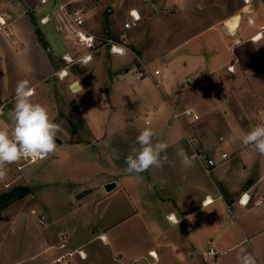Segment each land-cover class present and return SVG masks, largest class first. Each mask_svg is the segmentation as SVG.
I'll return each instance as SVG.
<instances>
[{
  "label": "rangeland",
  "instance_id": "1",
  "mask_svg": "<svg viewBox=\"0 0 264 264\" xmlns=\"http://www.w3.org/2000/svg\"><path fill=\"white\" fill-rule=\"evenodd\" d=\"M83 5L87 30L103 40L113 38L122 31L124 23L129 20L131 9L141 11L143 21L130 34L129 47L136 58L139 50L147 51L150 59L162 55L151 62L149 68L152 74L155 68L163 72L158 87L149 77L144 80L149 82V89L155 88L173 106L176 105V112L192 109L198 111L202 124L209 123L212 130H194L201 137L207 153L221 150V138L240 141L238 136L243 130L239 127H230L228 130L223 112L229 111L232 105H238L243 110V103L256 112L263 109L264 65H257L258 57L250 52L248 54L249 44L232 52H223L217 45L218 52L215 56L211 55V50H203L201 55L193 56L184 48L169 61H166L164 53L181 41L178 34L181 28L186 31L181 36L187 37L217 21L234 16L242 19V12L244 24H250V19H254L255 23V18L258 17V24L264 27V0H250L249 4L244 0H84ZM52 6V3L45 5L38 13H51ZM260 31L263 32L262 29ZM216 34L213 30L196 39L192 46L202 44L208 37H216ZM50 37L58 40L62 48H65L63 51H67L59 33L55 31ZM107 53L115 56L110 47L100 45L94 52L93 59L96 56L100 58L103 54L108 55ZM123 60L130 58L123 57ZM201 60L213 61V67L216 68V73L210 79L215 82L212 94L205 92L202 85L193 82L195 74L206 75L208 72L205 66L200 68L198 61ZM235 60L239 64L237 72L230 74L227 64ZM92 62L87 66L80 65V68H87L79 76L85 82L96 79ZM166 67H169V71ZM69 75H73L71 71ZM176 78L182 82L181 86L177 85ZM124 79L127 90L133 92L134 69ZM165 80L176 86L169 94L163 84ZM137 93L140 94L139 91ZM221 97L232 105L220 103ZM221 107L225 109L222 110ZM144 109L150 110L143 116H137L136 134L132 136L134 140L131 143L133 146L138 147L135 140L140 130L151 127L156 133L154 141H162L172 147H175V142L189 152L180 128L166 130V123L162 126L157 124V117L151 111V106L147 104ZM134 115L135 112L132 113ZM146 120L152 124L146 125ZM181 120L185 124L186 133H189L191 128L188 123L191 119L184 116ZM227 122L228 125L231 124L229 119ZM70 127L77 128L73 122ZM72 132H76L78 137L75 139H79V130ZM77 145L67 144L61 148L57 146L56 152L44 162L25 166L8 188L5 183L9 181V177L4 182L0 180V194L17 189L25 194L23 199L3 212L0 211V264L51 263L57 255V250L51 247L56 244L57 233L62 230L71 232L72 245H84L90 256L86 264H236L235 257L241 247L253 253L258 264H261L253 247L254 240H251L252 244L240 241L245 239L241 229L243 220L259 214L262 209L243 215L229 201L228 205L219 201L208 208L195 210L186 221L173 225L166 219L168 212L164 209L166 203H163L166 194L153 169L137 175L127 173L125 166L120 167L124 171L118 174L105 161L111 163V154L101 157L97 149L81 151ZM171 146L161 155L173 152L175 148L170 150ZM9 170L15 173L12 165L7 167V174ZM114 176L118 177L119 186L116 185L112 191L107 192L104 182ZM27 178L30 179L29 183L24 180ZM210 179L216 182L214 174ZM43 213L49 218L46 225L41 223ZM102 232L106 233L109 244L99 238L103 235ZM220 237L224 238L223 242H220ZM209 248L218 251L217 258L204 256L203 253L208 252ZM150 250H155L157 262L149 253Z\"/></svg>",
  "mask_w": 264,
  "mask_h": 264
},
{
  "label": "crops",
  "instance_id": "2",
  "mask_svg": "<svg viewBox=\"0 0 264 264\" xmlns=\"http://www.w3.org/2000/svg\"><path fill=\"white\" fill-rule=\"evenodd\" d=\"M43 6L45 5L41 4V0H0V16L11 22L14 39L17 42L14 44L12 39L0 33V126L10 129L11 122L8 113L15 104L17 82L28 79L34 90L33 102L44 105L53 121L61 126V131L57 134V146L60 148L67 144L77 145L78 143V150L97 149L101 153V157L102 155L111 154L113 157L111 163L105 161L115 168L118 174H121L124 170L122 171L120 167L127 166L125 158L131 147H133L131 143L134 140L132 136L136 134L137 116L139 114L143 116V114L149 112L150 109L148 111L144 109V106L148 104L151 106V111L155 112L159 126L166 123L165 129L168 131L174 127L182 130L183 141L189 149L188 155L190 156L191 149L186 136L197 135L194 130H212L209 123L204 122L202 124L203 122H200V119L198 121L191 119L188 123L191 130L186 133L185 124L181 120V117L184 116H180L178 119L174 118L175 115L182 112H176L177 106H173L171 101H167L160 91H156L155 88L149 89L150 84L145 82V78L141 81L134 79L133 92L128 91L127 85H125L124 76L129 74L132 69H134L136 75L144 65L151 72L149 65L162 55L150 59L148 58L149 53L145 50H139L137 58L134 53H127L123 56H114L107 53L108 55L105 54L104 56L103 54L100 58L96 56L92 60L96 74V79L93 81L85 82L76 75H69L65 79H60L57 73L65 66L62 56L70 52L71 48L58 31L54 18L47 24L40 22L42 18L51 14L41 15V13H38V10ZM241 14L242 19H240L239 25L235 29H231L227 25V21L231 17L214 22L202 31H196L187 37L181 36V34L186 33L185 29L181 28L178 32L181 41L173 45L169 49L170 51L164 53L167 58L166 61H169L173 55L178 54L184 48L193 56L201 55L200 52H203V50H211L209 52H212L211 55L215 56L218 52L217 45L220 46V50L223 52H232L233 50L243 49L244 46L249 44L250 51H248V54L250 52V54L258 57L257 65L258 63L264 65V36L258 42L251 40V37L261 32V26L263 25L258 24V17L255 18L253 25L247 22L244 24L243 12ZM213 30L217 33L216 37L210 36L212 38L208 37L202 44L192 46L196 39L213 32ZM55 31L60 34L61 40L64 41L67 47L66 52L63 51L65 48H62L58 40L50 37ZM261 33L264 35V31ZM117 56L122 57V59H118ZM123 57H129L130 60L125 61ZM237 62L238 60H235L233 63L227 64V69L231 66L234 68V71L228 70L230 74L237 72L239 65ZM198 64L200 68L205 66L208 72L206 75L195 74L196 77H194L193 82L202 85L205 92L208 91L212 94L215 91V82L213 83L210 79L216 73V68L213 67L214 62L201 60L198 61ZM166 68L169 71V67ZM200 68L198 70H201ZM156 71H160V74L155 75L153 73L149 79L158 87L163 72L158 68H155L154 72ZM176 80L177 85L181 86L180 79L176 78ZM165 81H163V84L169 94L176 86ZM75 84L79 85L78 91L72 89ZM136 89L140 94L137 93ZM230 89H232V86ZM220 103L228 106L232 105L224 97H221ZM221 108L222 110L225 109L224 107ZM133 112H135L134 116H132ZM195 112L198 114V111ZM223 113L226 115H223V118L226 119L228 130H230V127H239L243 132H247L262 121L261 110L256 112L254 108L249 109L244 103L243 110L238 105H232L229 111L226 110ZM73 117L75 118L73 119ZM227 119L230 120V125H228ZM72 122L76 124L77 128L72 129L70 127ZM145 123L146 125L152 124L149 120H146ZM72 130H79V139H75L78 135ZM230 141L232 140L230 139ZM232 142L233 148L229 150V152L232 151L230 159L220 164L212 173L216 182L210 179L212 176H209L197 161L195 162L196 166L190 169H182L180 158L176 155L180 145L175 144V142L173 144L175 147H172L171 144L168 146H171L170 150L175 148L173 152L167 155L168 163H165L162 168H151V170L153 169L152 171L160 180L159 183L166 194V199L163 201V203H166L164 209L168 212L166 219L172 216L178 222L172 223L168 220L173 225L186 221L196 212L195 210L208 208L219 201H223L227 205L229 201L243 215L262 209L259 214H255V216L251 214V218L243 220L241 229L245 239H242L240 243L247 241V243L252 244L251 240L253 239V247L260 263L264 264V156L258 155L254 148L241 149L239 142ZM220 148L228 150L224 143L221 144ZM49 156L37 163L44 162ZM197 166L201 167L200 172ZM12 167L15 173L11 170L8 171V183H14L18 174L16 168L13 165ZM24 180L27 183L30 182L29 178ZM207 181L209 182L207 183ZM112 182H115L117 187L119 186L120 181L116 176L110 180L107 179L104 184L107 185ZM242 197H244V201L250 199L248 205L243 206L239 203ZM209 200H212L211 204L204 205V202ZM261 200L262 204H258ZM101 234H103V237H107L105 232ZM223 241L224 238L220 237V242ZM106 242L105 244H109L108 237ZM70 246L77 248L84 245H72L70 243ZM215 251L217 255L209 257L210 259L217 258L218 251ZM151 252H155V250H150L149 253L151 254ZM206 253H203L204 256H207ZM154 259L155 262L158 261V257ZM205 260L206 258H204V262H206Z\"/></svg>",
  "mask_w": 264,
  "mask_h": 264
},
{
  "label": "built area",
  "instance_id": "3",
  "mask_svg": "<svg viewBox=\"0 0 264 264\" xmlns=\"http://www.w3.org/2000/svg\"><path fill=\"white\" fill-rule=\"evenodd\" d=\"M84 0H41L42 5L53 4L51 14L42 18L40 22L42 24H47L52 18L56 21L58 31L63 35L65 41L71 48V51L62 56V60L65 63L64 68L57 73V76L60 79H65L70 74V69L74 65H88L93 60V54L100 45H106L110 47L112 54L123 56L127 53H132V50L129 47V39L131 32L137 28L143 21L142 13L139 9L133 8L129 12V20H127L122 28V31L115 37L103 40L92 32L87 30V20L86 12L83 5ZM247 4L248 0H244ZM135 13V15H133ZM250 24H254V19L249 20ZM261 29L264 31V27ZM0 33L5 34L8 38L13 40V43L16 44L14 39V33L12 29L11 22L3 16H0ZM261 33V32H260ZM254 38V37H253ZM114 45L120 46L126 49L125 54H119L114 51ZM234 69L232 66L229 67V71ZM155 75H159L160 71L154 72ZM153 74L148 70L146 66H142L140 70L135 75L137 81H141L146 77H150ZM262 121L264 123V108L261 110ZM180 116H186L193 121H198L200 116L192 109H187L181 114L175 115V119H178ZM187 143L191 149V155L195 154L197 156L196 161L199 162L204 168L205 172L212 176L213 171L222 163L230 159L231 148H233V142L224 138H221V141L227 146V149H221L219 152L209 154L204 149L202 141L197 135H187ZM239 145L241 149L250 148L244 146L240 141ZM217 154V156H215ZM41 160L33 161L32 159H22L18 163H13L16 168V171L21 174L25 166L37 163ZM9 166V165H8ZM5 168L3 175H0V180L4 182L7 177V167ZM12 183H5V187L8 188ZM244 197L241 198L239 203L243 206L248 205L249 198L244 201ZM209 202L205 201L204 205H208ZM258 204H262V200ZM169 221L175 222L172 217L168 218ZM49 222V218L44 213L41 216L42 225H46ZM103 236L99 238L102 241ZM71 232L68 230H62L57 234V244L52 248L57 250L56 257L49 264H86L89 261V254L86 249L81 246L73 248L70 246ZM206 255L208 257H214L217 255L214 249H210ZM153 258H157L152 256Z\"/></svg>",
  "mask_w": 264,
  "mask_h": 264
},
{
  "label": "clouds",
  "instance_id": "4",
  "mask_svg": "<svg viewBox=\"0 0 264 264\" xmlns=\"http://www.w3.org/2000/svg\"><path fill=\"white\" fill-rule=\"evenodd\" d=\"M114 51L125 54L126 49L114 45ZM34 90L28 79L17 82L15 89V104L9 111L11 122L10 129L0 126V175L6 166L18 163L22 159L44 160L57 150V134L61 126L50 117L48 109L32 100ZM155 131L151 127H145L137 135L135 144L131 147L125 158L127 173L139 175L151 168H162L168 163L166 153L168 144L162 141H154ZM238 139L247 147L254 148L258 155L264 156V123H259L249 131H241ZM176 155L180 158L182 169H190L195 166L197 156H189L187 151L180 147ZM107 239V237H102ZM236 264H258L257 257L241 247L237 252Z\"/></svg>",
  "mask_w": 264,
  "mask_h": 264
},
{
  "label": "trees",
  "instance_id": "5",
  "mask_svg": "<svg viewBox=\"0 0 264 264\" xmlns=\"http://www.w3.org/2000/svg\"><path fill=\"white\" fill-rule=\"evenodd\" d=\"M70 71L73 75H77L79 77L82 74H84L85 71H87V68L86 67L80 68V65H74L71 67ZM24 195L25 194L20 192L18 189L11 191V192L1 193L0 194V211L3 212L16 201L23 199Z\"/></svg>",
  "mask_w": 264,
  "mask_h": 264
},
{
  "label": "bare ground",
  "instance_id": "6",
  "mask_svg": "<svg viewBox=\"0 0 264 264\" xmlns=\"http://www.w3.org/2000/svg\"><path fill=\"white\" fill-rule=\"evenodd\" d=\"M249 2H250V0H248V3H249ZM239 22H240V17H237L234 21H232V23H227V25H228V27H230L231 29H235V28L238 27ZM263 36H264V35H262V33H260V34L257 35L256 38L254 37L253 41L258 42L259 40H261V39L263 38ZM233 70H234V69H231V71H233ZM77 89H79V88H77ZM210 199H211V198H210ZM208 202H209V204H211L212 200H209ZM172 219H173L174 221H176V219H175L174 217H172ZM151 256H155V257H156V256H157V255H156V252H151Z\"/></svg>",
  "mask_w": 264,
  "mask_h": 264
},
{
  "label": "water",
  "instance_id": "7",
  "mask_svg": "<svg viewBox=\"0 0 264 264\" xmlns=\"http://www.w3.org/2000/svg\"><path fill=\"white\" fill-rule=\"evenodd\" d=\"M237 17H239V16H234V17H232L231 19H229V20L227 21V23H232V21H234ZM77 88H79V85H78V84H75V85L72 87V89H73L74 91H78L79 89H77ZM115 187H116V184H115V183H109V184H107V185L105 186V189H106L107 192H110V191H112ZM24 218L26 219V216H24Z\"/></svg>",
  "mask_w": 264,
  "mask_h": 264
},
{
  "label": "snow or ice",
  "instance_id": "8",
  "mask_svg": "<svg viewBox=\"0 0 264 264\" xmlns=\"http://www.w3.org/2000/svg\"><path fill=\"white\" fill-rule=\"evenodd\" d=\"M133 15H135V13H133Z\"/></svg>",
  "mask_w": 264,
  "mask_h": 264
}]
</instances>
